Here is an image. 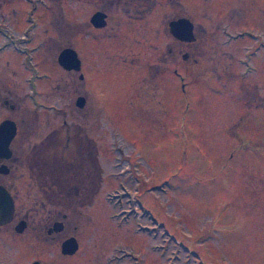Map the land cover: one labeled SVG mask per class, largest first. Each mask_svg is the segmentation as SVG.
Segmentation results:
<instances>
[{
  "label": "rangeland",
  "instance_id": "obj_1",
  "mask_svg": "<svg viewBox=\"0 0 264 264\" xmlns=\"http://www.w3.org/2000/svg\"><path fill=\"white\" fill-rule=\"evenodd\" d=\"M127 1L0 0V98L16 105L0 121L17 123L0 182L28 220L0 228V264H264V0L159 1L142 41ZM107 5L115 32L89 22ZM177 16L196 43L162 32ZM65 47L80 71L57 63ZM76 157L97 165L91 201L47 235L37 164ZM70 234L78 249L62 254Z\"/></svg>",
  "mask_w": 264,
  "mask_h": 264
},
{
  "label": "water",
  "instance_id": "obj_2",
  "mask_svg": "<svg viewBox=\"0 0 264 264\" xmlns=\"http://www.w3.org/2000/svg\"><path fill=\"white\" fill-rule=\"evenodd\" d=\"M104 17L105 14L98 11L91 16L90 20L95 27H100L103 26L105 23ZM168 25H169V32L173 38L183 42H192L195 40V37L193 35L194 24L191 22L189 18L187 17L173 18L168 22ZM184 57L185 56H183L182 58L184 59ZM57 62L64 70L67 71L80 70V59L76 51L71 47H65L58 53ZM84 102H85V98L79 96L76 98L75 104L78 107H82L84 105ZM16 133H17L16 123L12 119L5 118L0 121V172L1 173H7L8 171V168L4 164V161L8 160L12 155L10 144L14 139ZM13 211H14L13 197L10 194V192L2 184H0V226L8 223L11 220L13 216ZM62 218H65V214L62 215ZM25 227H26L25 219H20L14 226V230L16 233H22ZM62 228H63L62 221L57 220L52 223V225L48 228L47 231L50 232L51 230H53L55 232H58L61 231ZM60 248L62 254L70 255L75 253V251L78 249V242L76 237L74 235L66 237L61 242ZM31 264H39V262L34 261Z\"/></svg>",
  "mask_w": 264,
  "mask_h": 264
},
{
  "label": "flooded vegetation",
  "instance_id": "obj_3",
  "mask_svg": "<svg viewBox=\"0 0 264 264\" xmlns=\"http://www.w3.org/2000/svg\"><path fill=\"white\" fill-rule=\"evenodd\" d=\"M161 3H160V2ZM176 0H128L127 1V4L129 5V7L128 8H126V13L128 14V18H129V23H130V25L132 26V29H131V31L133 32H136V33H138V35H139V37H140V40L139 41H142V39H144V38H147L148 37V33H149V26H148V24H147V21H145L144 20V17L146 16V14L151 10V8L152 7H154V5L156 6V5H159V3L160 4H162V3H164L165 4V6L164 7H166V5H169V3H174ZM111 6L112 5H107V6H101V7H99L95 12H101V13H104L105 14V17H104V21H105V23H104V25L103 26H100V27H95L92 23H91V20H90V18H91V16L95 13V12H93L92 13V15L90 16V18H89V22H90V24L92 25V28H94V29H107V30H109V31H114V29H115V27H116V24H118V22H112V15H111V12H110V8H111ZM177 17H184V16H177ZM177 17H174V18H177ZM173 19V18H172ZM164 20V19H163ZM171 20V19H170ZM170 20H168L167 22H166V24H164V26L162 27V32H164V33H166L167 35L168 34H170V32H169V25H168V22L170 21ZM194 24V23H193ZM115 32V31H114ZM196 29H195V26L193 25V35H194V37H195V40L194 41H192V42H183V41H180V40H178L179 42H183L184 44H192V43H196V40H197V35H196ZM107 34H108V32H107ZM171 35V34H170ZM172 36V35H171ZM137 42H139L138 40H137V38L135 39ZM194 47H195V45H194ZM162 63L163 64H165L166 63V61H167V57L166 56H168L169 55V53H170V47H169V43L168 42H166L163 46H162ZM61 51V50H60ZM59 51V52H60ZM198 52H200V50H187L186 52H184L183 54H182V57L183 56H185L184 57V59H186V58H188L189 57V55L191 56V54H194L195 55V53H198ZM77 53V52H76ZM252 53H254V52H252ZM78 55V54H77ZM58 56V55H57ZM123 59H124V57H122ZM57 59V58H56ZM193 60L194 61H196V58L194 57L193 58ZM124 62L126 61V60H123ZM131 62H133V58H130L129 60H128V62H126V63H131ZM58 63V62H57ZM80 67H81V61H80ZM157 65H155L154 63H149L148 65H147V74H148V76H149V78L145 81V84H149L150 83V81H149V79H150V76L151 75H154V70H156V74H159V69H157ZM152 70H153V73H152ZM67 71V70H66ZM72 71H74V70H69V72H72ZM80 71V70H79ZM74 72H78V71H74ZM79 78L81 79V78H83V73L82 72H80L79 73ZM125 79V82H129V80H127L126 78H124ZM135 79H132V82L134 81ZM79 96H82V95H78L77 97H79ZM82 97H84V96H82ZM85 98V97H84ZM0 103H2L5 107H7L9 110H14L15 109V107H16V105H15V103H13V102H11L10 101V99L9 98H6V97H1L0 98ZM84 104H85V102H84ZM11 106V107H10ZM5 119V118H4ZM11 119V118H10ZM13 120V119H12ZM15 123H16V121L15 120H13ZM16 127H17V123H16ZM16 136V135H15ZM14 140H15V137H14V139L12 140V142H11V144H10V148H11V151H12V146H13V143H14ZM84 152L86 151V148H84L83 147V149H82ZM14 156H13V152H12V155H11V157L8 159V160H5L4 161V164L7 166V168H8V171H7V173H1L0 172V174H2V175H7L9 172H10V165L8 164V163H10V162H13L14 161V158H13ZM43 178L42 177H39V180H42ZM0 184H2L8 191H9V189H8V187H6L3 183H1L0 182ZM41 191V193L42 194H45V193H47L46 192V190L44 189V190H40ZM10 192V191H9ZM11 194V193H10ZM13 197V196H12ZM13 201H14V197H13ZM57 207V206H56ZM56 207H52L51 206V208H48L47 210L49 211L50 209L51 210H53V211H55V212H57L59 215H57L55 218H56V220H52L51 222L53 223V222H55V221H57V220H61L62 221V223H63V228L61 229V231H58V232H55V231H53V230H51L50 232H48V231H46L47 232V235H52L53 233H59V232H62V230L64 229V226H65V221H66V219L68 218V215H67V213H65V212H62L60 209H58V208H56ZM16 211H15V203H14V211H13V216H12V218H11V220L8 222V223H6V224H4V225H2V226H0V228H2V227H5V226H8V225H11V224H13L14 223V226L16 225V223L18 222V220H20V219H25V222H26V227L28 226V220H27V216L24 214L23 216H22V218H16ZM65 214V218H62V215H64ZM55 218H52V219H55ZM50 222V223H51ZM52 224H50V226H51ZM14 226H13V230H14ZM50 226H48L47 227V230H48V228L50 227ZM25 227V228H26ZM24 228V229H25ZM15 231V230H14ZM24 231V230H23ZM16 233V232H15ZM17 234H20V233H17ZM70 235H73V234H70ZM69 235V236H70Z\"/></svg>",
  "mask_w": 264,
  "mask_h": 264
},
{
  "label": "trees",
  "instance_id": "obj_4",
  "mask_svg": "<svg viewBox=\"0 0 264 264\" xmlns=\"http://www.w3.org/2000/svg\"><path fill=\"white\" fill-rule=\"evenodd\" d=\"M42 143L35 145L31 152L39 149ZM36 158L38 160V156ZM46 163L49 167L46 171L39 172L38 169H42L39 164H37V171H35L36 176H40L46 181L44 184L40 182L46 192L48 191L45 196L46 204L58 206L61 211L69 210L71 213L74 212L75 205L91 201L88 189H90V192L92 191L93 182L95 181L96 174L94 170L97 165L94 161H85L82 157H76V160L68 162L53 158L51 162ZM42 173L47 174L48 177L45 175L42 176ZM57 215H59L57 212L50 209L47 211L46 220H51Z\"/></svg>",
  "mask_w": 264,
  "mask_h": 264
}]
</instances>
